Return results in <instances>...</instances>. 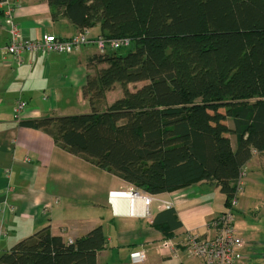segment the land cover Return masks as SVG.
Masks as SVG:
<instances>
[{"label":"trees","instance_id":"trees-1","mask_svg":"<svg viewBox=\"0 0 264 264\" xmlns=\"http://www.w3.org/2000/svg\"><path fill=\"white\" fill-rule=\"evenodd\" d=\"M46 1L53 20L130 45L91 58L106 68L83 88L89 113L20 126L148 195L204 183L227 206L241 169L264 152V0ZM116 84L122 96L98 110ZM159 216L152 225L162 230ZM105 245L101 227L71 242L44 227L1 253L0 264H95Z\"/></svg>","mask_w":264,"mask_h":264},{"label":"crops","instance_id":"crops-1","mask_svg":"<svg viewBox=\"0 0 264 264\" xmlns=\"http://www.w3.org/2000/svg\"><path fill=\"white\" fill-rule=\"evenodd\" d=\"M14 23L24 40L46 35L65 40L79 32L62 17L53 20L46 0L24 2ZM89 35L98 36V28ZM7 41L1 25L0 47ZM96 55L101 54L91 43L69 54L25 55L20 65L0 56V254L44 227L64 242L101 227L106 245L95 264H130L129 254L139 250L145 253L143 264H202L181 242L187 233H210L207 226L225 209V196L217 188L198 183L155 196L139 190L151 197L147 206L140 199L110 200V192L133 187L60 149L42 131L20 126L25 120L89 113L83 88L106 68L91 60ZM121 96L108 91L99 104L105 109ZM19 102L24 108L17 119ZM229 139L235 149V138ZM243 168L244 188L234 212L237 236L247 238L240 264H264V152L252 155ZM166 203L172 208L166 209ZM157 215L162 230L152 225ZM172 218L179 227L172 228ZM164 239L177 244L176 252L160 251Z\"/></svg>","mask_w":264,"mask_h":264},{"label":"built area","instance_id":"built-area-1","mask_svg":"<svg viewBox=\"0 0 264 264\" xmlns=\"http://www.w3.org/2000/svg\"><path fill=\"white\" fill-rule=\"evenodd\" d=\"M28 0H0V26L2 25L8 35L7 44L0 47L2 58L10 57L16 64L23 63L22 57L25 55L36 56L39 52L46 53H65L69 54L79 48L95 44L98 51L103 53L105 49L117 51L127 48L130 45L128 39H106L100 35L92 38L89 30L79 31L69 39H59L54 35L43 36L40 40H24L18 26L14 23L15 11L22 7ZM24 103L19 102L14 109V117L19 118L23 111ZM253 152L252 155H256ZM244 168L241 169L234 187V194L229 199L225 209L215 217L207 226L208 235L196 233L185 234L182 246L194 258L202 264H240L242 259L241 250L245 242L237 236L234 228V212L237 207L238 197L243 192L244 187ZM109 198H127L131 202L140 199L147 206L151 197L146 196L141 191L130 188L128 191L110 192ZM166 209H171V204H165ZM1 210V208H0ZM144 215H148L147 211ZM176 243L170 239H164L160 244V251L176 252ZM130 264H143L145 253L143 250L131 252L129 254Z\"/></svg>","mask_w":264,"mask_h":264},{"label":"rangeland","instance_id":"rangeland-1","mask_svg":"<svg viewBox=\"0 0 264 264\" xmlns=\"http://www.w3.org/2000/svg\"><path fill=\"white\" fill-rule=\"evenodd\" d=\"M96 47V46H95ZM127 49L126 48H123L122 50H121V52H125ZM100 53V52H99ZM106 53H112L110 50H108V49H105L104 50V52L103 53H100V54H106ZM142 86V83H137V84H130V85H127L126 87L128 88V90H130V91H134L135 89H137V88H139V87H141ZM111 95L114 97L115 95L117 96V95H122V88H121V86L119 85V84H116L115 85V87H113L111 90ZM100 101H98L97 102V104L99 103ZM96 106V108L98 109V110H103V106H101L100 104H98V105H95ZM81 111H83V110H81ZM82 113H84V112H82ZM226 124L229 126V127H232V123H231V120H227L226 121ZM230 137H232V141L234 142V136L233 135H229ZM244 188V187H243ZM238 199V198H237ZM251 215V214H250ZM250 215H247L245 218H246V220L248 221V222H251V220H250ZM260 216V215H259ZM263 222H264V216H263V218L261 219ZM241 239V238H240ZM243 239H247V238H243ZM242 239V240H243Z\"/></svg>","mask_w":264,"mask_h":264}]
</instances>
